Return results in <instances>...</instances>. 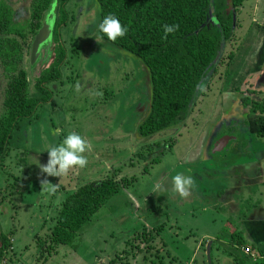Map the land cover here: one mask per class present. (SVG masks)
I'll use <instances>...</instances> for the list:
<instances>
[{
    "label": "rangeland",
    "instance_id": "obj_1",
    "mask_svg": "<svg viewBox=\"0 0 264 264\" xmlns=\"http://www.w3.org/2000/svg\"><path fill=\"white\" fill-rule=\"evenodd\" d=\"M6 1L25 27L32 0ZM255 4V0H245L236 10L234 36L219 53L223 61L196 94L187 119L142 137L138 127L151 104V79L145 64L111 41H96L100 22L96 0H70V21L61 30L67 48L62 76L47 84L50 101L24 122L23 139L14 138L0 170V238H11L0 264H7L11 256L14 260L19 256L22 264H206L209 241H213V264H238L231 248L251 258L248 264H261L263 251L252 250L249 255L234 243H250L248 236L256 235L258 228L247 219L248 210L253 218L264 206V194L256 187L260 180L257 175L246 179L241 167L246 160L249 175L254 171L260 176L258 166L264 170L260 155L251 158L255 148L244 146L252 137L264 138L258 133L264 123L257 119L263 114L251 111L252 101L264 102V66L237 85L241 90H226L230 79L226 75L235 57L258 46L260 55L264 50V43L257 46L258 36L250 31L257 23L252 21ZM32 39L28 33L23 42V67L30 96H40L36 79L52 58L32 67ZM5 83L0 65V117ZM257 87H262L261 92ZM244 96L248 97L245 104ZM73 131L90 145L83 153L86 166L73 167L60 177L46 176L39 167L48 159L43 148L59 144ZM220 139L227 146L215 151ZM24 158L26 163H22ZM113 170L119 178H136L110 198L69 243L48 249L62 200L81 184L99 181ZM177 173L193 180L183 198L171 190V177ZM157 183L162 190L154 193ZM232 238L234 242L229 241Z\"/></svg>",
    "mask_w": 264,
    "mask_h": 264
},
{
    "label": "trees",
    "instance_id": "obj_2",
    "mask_svg": "<svg viewBox=\"0 0 264 264\" xmlns=\"http://www.w3.org/2000/svg\"><path fill=\"white\" fill-rule=\"evenodd\" d=\"M244 1L96 0L100 21L111 14L119 19L122 26H127L125 36L111 42L136 54L145 64L151 79L150 111L138 127L140 136L152 135L187 119L196 94L208 85L210 75L223 61V54L218 59L219 53L234 36L236 10ZM52 2L32 0L30 18L22 27L16 20L13 7L0 0V64L6 79L4 111L0 117V164L9 154L14 138L22 141L20 131L24 122L33 118L42 104L50 101L47 84L62 76L67 48L61 30L70 21L67 9L70 0H58L52 61L36 79L41 95L30 96L27 72L23 67L26 53L23 42L28 33L35 36ZM172 24L178 27L165 36L163 26ZM104 39L107 40L106 37ZM247 98L244 96L242 102ZM251 105L252 112L263 114L257 118L263 124L264 102L252 101ZM258 133L264 134V127L258 129ZM25 159L22 163H26ZM135 178H119L113 170L105 178L83 183L69 193L61 202L56 223L49 234L51 245L48 249L69 243L110 198L122 188L129 187ZM0 241L1 263L11 238L1 235ZM238 246L248 247V244L237 240L235 247ZM230 253L238 264H246L244 256L237 254L236 250Z\"/></svg>",
    "mask_w": 264,
    "mask_h": 264
},
{
    "label": "clouds",
    "instance_id": "obj_3",
    "mask_svg": "<svg viewBox=\"0 0 264 264\" xmlns=\"http://www.w3.org/2000/svg\"><path fill=\"white\" fill-rule=\"evenodd\" d=\"M178 26L175 24L164 25L163 31L165 36L173 33ZM127 26H122L119 19L114 15H105L97 25L95 39L103 43L104 38L107 41H116L117 38L125 36ZM90 148L89 143L77 132H69L57 145H50L43 148L47 151L48 159L46 164L39 165L40 171L46 176H62L73 167L83 168L87 164V158L83 155ZM47 179L42 182H46ZM193 185L191 176L177 173L171 177V190L177 193L181 198L188 195L190 187ZM50 191H55L51 185L48 186ZM162 190V185L157 183L153 187V192Z\"/></svg>",
    "mask_w": 264,
    "mask_h": 264
},
{
    "label": "crops",
    "instance_id": "obj_4",
    "mask_svg": "<svg viewBox=\"0 0 264 264\" xmlns=\"http://www.w3.org/2000/svg\"><path fill=\"white\" fill-rule=\"evenodd\" d=\"M255 2H256V4L254 7V14H253L252 21L255 22L257 20L256 21L257 23L253 24V26L250 28V31H251V34L253 33L256 35V36L254 35L255 38L258 36V39L255 42V44L257 43L256 45L258 46V44L264 43L263 39H262L263 38L262 36L264 35V25L258 24V23L264 22V0H255ZM258 20H260V21H258ZM255 26L257 28H255ZM263 51L261 52V55H260L259 54L260 48L258 46L256 50H252L250 52L245 51L242 53L241 56L237 55L235 57L233 62L229 65V74L226 75L228 78H230L228 85L226 87L227 91H231V93H232V92H236V91L241 90V89H239V87H237V85H239L240 82L244 81L248 74H250L251 72H252V74H256L259 67L264 66V53H263ZM259 57H261V60L259 59ZM241 77H242V79H241ZM246 81H244L243 84ZM254 81L258 82L257 79H254ZM232 86L235 88V90H232V88H233ZM260 88H262V87H257V90L261 92ZM248 90L254 91V88L248 87ZM262 95H264V94H262ZM250 129L251 128H249V132H250ZM226 146H227V143H226ZM244 146L245 147L251 146V147L255 148L254 151H251L254 155V157H251V158L256 159V156L258 158V156L260 155L259 158L262 159V161L264 160V138H253L252 137V139H249L247 141V144H244ZM245 161L246 160H244V165L241 164V167L243 168V172L246 174V176H244V177L246 179H254L255 175H257L256 176L257 179L256 178L255 179L260 180V181L258 182L256 187H257V189H260L259 192L262 190V192L264 194V170H262L261 167L258 166L257 172L258 173L261 172L260 173L261 175L258 176V174L254 171L251 172V173H253L252 175H249V172L251 170L246 168L249 165V163L245 162ZM107 167H108L107 169H110L109 166H107ZM230 201H235V200L232 198ZM236 211H238V210H236ZM248 211H249L248 212L249 216L252 215V211H250V210H248ZM259 212H261V213L259 215L256 214V216H254L253 218L252 217L249 218V216L247 217V219L249 221H250V219L252 221H254L253 225L258 228L257 229L258 231L256 232L257 233L256 235H253L252 237L248 236L250 243H246V244H248V246L251 247L253 251H256V249H259L258 252L263 251L261 256L264 257V250H263L264 249L263 248V245H264V206L259 209ZM251 223H253V222H251ZM233 240L234 239L232 238V240H229V241H233ZM222 242H225V241H222ZM234 244H236V243H234ZM235 246H237V244ZM257 246H259V248ZM229 250H230V252L234 251L232 248ZM211 252H212V248H211ZM230 254H232V253H230ZM12 257H14V256H11V258ZM11 258L7 259V264H22L19 256H16L15 260H14V258L13 259H11Z\"/></svg>",
    "mask_w": 264,
    "mask_h": 264
},
{
    "label": "water",
    "instance_id": "obj_5",
    "mask_svg": "<svg viewBox=\"0 0 264 264\" xmlns=\"http://www.w3.org/2000/svg\"><path fill=\"white\" fill-rule=\"evenodd\" d=\"M58 5V0H53L50 8L48 9L44 20L32 39L30 50H29V62L32 67L37 66V64L45 63L51 60L53 56L54 48V31L56 26L57 14L56 8ZM220 139L215 144V151H220L226 146V141ZM213 241H209L206 247V253L208 258V263L212 264V248Z\"/></svg>",
    "mask_w": 264,
    "mask_h": 264
},
{
    "label": "flooded vegetation",
    "instance_id": "obj_6",
    "mask_svg": "<svg viewBox=\"0 0 264 264\" xmlns=\"http://www.w3.org/2000/svg\"><path fill=\"white\" fill-rule=\"evenodd\" d=\"M4 1H6V0H4ZM6 2H7V1H6ZM0 65H1V64H0ZM1 67H2V66H1ZM2 74H3V72H2ZM5 80H6V79H5ZM5 86H6V83H5ZM4 90H5V89H4ZM3 101H4V100H3ZM8 155H9V154H8ZM6 158H7V156H6ZM6 158H5V160H6ZM5 160H4V161H5ZM4 161H2L1 164H0V170H1V168H3V166H4V165H3V162H4ZM0 172H1V171H0ZM259 258L261 259V264H264V257H263V256H261V257L259 256ZM243 259L246 260V264H248L251 258H248V257H246V255H245V257H243ZM251 264H252V263H251Z\"/></svg>",
    "mask_w": 264,
    "mask_h": 264
},
{
    "label": "built area",
    "instance_id": "obj_7",
    "mask_svg": "<svg viewBox=\"0 0 264 264\" xmlns=\"http://www.w3.org/2000/svg\"><path fill=\"white\" fill-rule=\"evenodd\" d=\"M242 251L245 252L246 254L251 255L252 254V249L251 247H241Z\"/></svg>",
    "mask_w": 264,
    "mask_h": 264
}]
</instances>
